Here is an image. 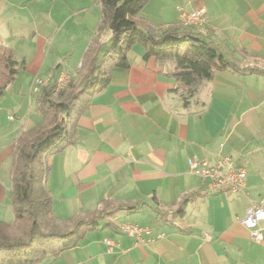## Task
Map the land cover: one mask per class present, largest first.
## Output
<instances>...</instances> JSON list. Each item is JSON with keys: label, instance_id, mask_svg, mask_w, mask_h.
Returning a JSON list of instances; mask_svg holds the SVG:
<instances>
[{"label": "crops", "instance_id": "0c3cea01", "mask_svg": "<svg viewBox=\"0 0 264 264\" xmlns=\"http://www.w3.org/2000/svg\"><path fill=\"white\" fill-rule=\"evenodd\" d=\"M180 8L205 9V24L193 31L211 38L240 71L217 70L184 106L173 91V65L145 59L134 44L129 67L113 69L78 118L74 144L47 159L45 185L59 219L103 204L141 209L119 212L114 228L88 232L77 247L40 264H264V230L256 242L238 223L249 202L264 196V73L245 70L264 71V0H148L134 19L141 27H180ZM100 14V0H0V46L22 63L0 96L1 222L14 219L13 145L42 118L33 83L55 69L81 77L92 44L104 51L110 43L109 32L96 38ZM226 155L245 170L243 192L205 193L188 159ZM124 224L162 237L135 244L121 232Z\"/></svg>", "mask_w": 264, "mask_h": 264}, {"label": "trees", "instance_id": "16d2710c", "mask_svg": "<svg viewBox=\"0 0 264 264\" xmlns=\"http://www.w3.org/2000/svg\"><path fill=\"white\" fill-rule=\"evenodd\" d=\"M147 2L100 0L96 38L102 32H109L108 47L102 51L101 46L95 48L92 44L79 79L71 80L59 92H55L53 83L49 84L36 95L41 122L21 133L11 152L9 201L14 219L12 223L0 221V264H40L48 258L56 259L77 247L88 232L114 228L111 219L119 212L141 209L136 205L103 204L92 214L60 220L54 215L53 200L45 185L47 159L74 144L78 118L90 99L109 84L113 69L129 67L127 54L134 44L144 47L145 59L153 57L173 65L170 74L176 83L173 91L180 93L184 106L197 87L212 79L217 70L240 71L223 57L211 38L195 33L193 27L139 26L134 18ZM21 68L22 63L15 60L11 50L0 46V96ZM57 72L58 69L52 72L54 78ZM183 203L179 215L183 213Z\"/></svg>", "mask_w": 264, "mask_h": 264}, {"label": "built area", "instance_id": "2783aa9c", "mask_svg": "<svg viewBox=\"0 0 264 264\" xmlns=\"http://www.w3.org/2000/svg\"><path fill=\"white\" fill-rule=\"evenodd\" d=\"M205 14L204 8L190 11L180 8L179 26L182 28L201 27L206 21ZM71 80L72 77L67 70L62 69L55 78L52 74L37 77L33 83L32 91L34 94H38L41 89L53 83L55 92H59L65 89ZM187 163L189 171L195 174L203 184L205 193L238 195L243 192L246 173L232 157L226 155L212 161L190 158ZM238 223L248 230L252 240L260 241L261 233L264 230V196L257 201L249 202L243 217L238 219ZM120 230L132 237L135 244L143 243V236H149V240L162 237V235H158L154 238L149 228H142L135 224H124ZM105 244L111 245L110 241H105Z\"/></svg>", "mask_w": 264, "mask_h": 264}, {"label": "rangeland", "instance_id": "374dc122", "mask_svg": "<svg viewBox=\"0 0 264 264\" xmlns=\"http://www.w3.org/2000/svg\"><path fill=\"white\" fill-rule=\"evenodd\" d=\"M71 77H73V76H71ZM36 95H37V94H35V96H36ZM79 216H81V215H79ZM79 216H75V217H79ZM58 219H59V218H58ZM60 220H65V219H60ZM105 241H106V240L103 241L104 244H105ZM105 245H106V244H105Z\"/></svg>", "mask_w": 264, "mask_h": 264}]
</instances>
